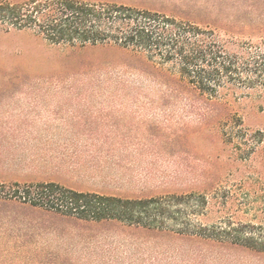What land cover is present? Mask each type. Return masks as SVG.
Returning a JSON list of instances; mask_svg holds the SVG:
<instances>
[{
  "label": "rangeland",
  "instance_id": "obj_1",
  "mask_svg": "<svg viewBox=\"0 0 264 264\" xmlns=\"http://www.w3.org/2000/svg\"><path fill=\"white\" fill-rule=\"evenodd\" d=\"M114 1L214 28L230 49L264 33V0ZM116 47L52 45L0 31V264H264L241 247L90 223L7 198L11 184L55 181L149 197L204 193L201 222L223 217L264 235V94L207 103L160 85ZM151 72V70H149Z\"/></svg>",
  "mask_w": 264,
  "mask_h": 264
},
{
  "label": "trees",
  "instance_id": "obj_2",
  "mask_svg": "<svg viewBox=\"0 0 264 264\" xmlns=\"http://www.w3.org/2000/svg\"><path fill=\"white\" fill-rule=\"evenodd\" d=\"M0 31H26L52 45L116 47L139 59L162 86L177 85L207 103H225L264 94V33L230 49L217 31L194 21L114 1L0 0ZM151 70V72H149ZM237 124L230 139L264 135ZM7 198L52 215L90 223L118 222L164 236L220 247H241L264 257V235L250 223L226 216L201 222L204 193L149 197L83 191L55 181L13 183Z\"/></svg>",
  "mask_w": 264,
  "mask_h": 264
}]
</instances>
